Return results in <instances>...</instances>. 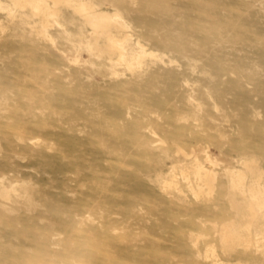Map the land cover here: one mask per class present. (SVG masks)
I'll use <instances>...</instances> for the list:
<instances>
[{"label": "rangeland", "instance_id": "rangeland-1", "mask_svg": "<svg viewBox=\"0 0 264 264\" xmlns=\"http://www.w3.org/2000/svg\"><path fill=\"white\" fill-rule=\"evenodd\" d=\"M87 1L154 54L114 76L72 6L0 0V264H264L228 171L264 190V0Z\"/></svg>", "mask_w": 264, "mask_h": 264}, {"label": "bare ground", "instance_id": "bare-ground-1", "mask_svg": "<svg viewBox=\"0 0 264 264\" xmlns=\"http://www.w3.org/2000/svg\"><path fill=\"white\" fill-rule=\"evenodd\" d=\"M19 1H21L20 5H22V6L30 5V7H32V9H33L32 13L34 15H39V16L42 17L40 19V22H41L42 26L44 27V29L46 28V24H47V22L49 20V16L52 15V14L55 15L54 13H57L59 11V10L57 11V8H56V5L58 3L65 2L69 6H72L75 11L79 12L80 14H82L84 16L85 22L89 23L91 25V29L92 30H91V32L88 31L90 33V35L88 33L89 36H86L88 46L91 49L94 50L95 46H100L99 41L96 40V39H98L100 37H105L106 40L108 41L107 48H108L109 52L107 54V58H108L107 62L109 63V66L112 68L111 69L112 70L111 74L113 73L114 76L117 73H119V75H121V73L118 72V70H119L118 69V65L125 63L128 66L132 67V65H133V63L135 61L140 63L144 56H147L148 54H151V55L154 54L153 51H148L147 50L146 45H144L140 41V39H136V38L133 37V35H132V33H131L130 29H129L130 24H128L126 22V19L123 18L122 14L120 12H118V11H113L112 12V11H106V10H97L96 9L97 7L93 6V4H94L93 1L89 2L87 0H18V4H19ZM62 5H64V4H62ZM17 6L18 5H16V7ZM16 7L12 5V7L9 8L10 13H15ZM94 7H95V9H94ZM14 16H15V14H14ZM63 28H64V26H63ZM64 30H65V28H64ZM47 33L48 32L45 33L46 36H47ZM92 40H95L96 45L92 43ZM104 49H105V47H104ZM101 50H103V49H101ZM103 54H105V53H103ZM242 169L243 168L240 169V167L239 168L229 167L228 171H229V173L231 175L230 177L232 179V180L230 179V181H232L231 183L236 185L239 188V192L243 196H248L249 195L250 198L255 200V201L252 200L253 203L249 204V205H251V209L250 210L252 211V216H257V214L262 210L261 208L264 206V195H263L264 190H262L263 186L261 187L260 183L257 182V181H256L257 183L253 182V183L249 184L247 182L248 184H246L245 177L248 176V178H249L250 176L249 175L246 176L245 172L247 171V169H246V171H244L245 168L243 170ZM180 172L182 173L183 171H180ZM194 175H198L199 178L201 179V181H204L205 184H211L216 179L215 178L216 177L215 171L212 168H209V167H207L205 165H202L200 163L196 165V173H194ZM184 176H186V175H184ZM186 177H188V174H187ZM199 178L197 180L198 182H199ZM260 178H262V177H260ZM188 180H190V179L188 178ZM164 181H165V183H168V185L169 184L171 185L173 183L172 180L165 179ZM190 183H191V181H190ZM233 186H231L232 189L236 187V186L235 187H233ZM191 187H192V185H191ZM201 188H202V186L199 189H195V190L194 189L192 190L191 188L190 189L192 191H194L195 194H200L201 192H203L202 191L203 188L202 189ZM200 189H201V191H200ZM207 189H209V188H207ZM233 190L235 192V189H233ZM233 190H231L232 191L231 193H234ZM198 191H200V193H198ZM207 191L209 192V190H207ZM228 191H230V190L228 189ZM230 195H232V194H230ZM234 196H235V194H234ZM234 199H235V197H234ZM250 203H251V201H250ZM252 216H251V219H253ZM250 223H251V221H250ZM248 226H249V223H248ZM250 226H251V224H250ZM250 239H251V237H250ZM250 241L251 240H249V242ZM250 244H252V243L250 242ZM248 245H249V243H248ZM211 246H213V245L211 244ZM212 248H214V246ZM206 253H207V251H206ZM210 254H212V252ZM209 256L211 257V255H209ZM213 256L214 255L212 254V257ZM218 256L219 255H215V259L212 260L213 264H229L230 263V261H229V263L226 262V261H218ZM216 257H217V259H216ZM238 263H239V261H238Z\"/></svg>", "mask_w": 264, "mask_h": 264}]
</instances>
